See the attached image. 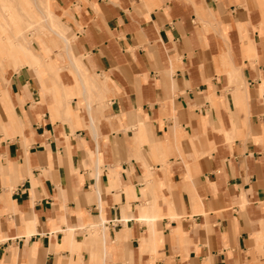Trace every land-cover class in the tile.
<instances>
[{
	"label": "crops",
	"instance_id": "1",
	"mask_svg": "<svg viewBox=\"0 0 264 264\" xmlns=\"http://www.w3.org/2000/svg\"><path fill=\"white\" fill-rule=\"evenodd\" d=\"M55 2L87 75L0 72V264H264V0Z\"/></svg>",
	"mask_w": 264,
	"mask_h": 264
},
{
	"label": "rangeland",
	"instance_id": "2",
	"mask_svg": "<svg viewBox=\"0 0 264 264\" xmlns=\"http://www.w3.org/2000/svg\"><path fill=\"white\" fill-rule=\"evenodd\" d=\"M54 3H56L55 0H49L48 2L51 6ZM51 10L54 12L48 14L47 0H0V47L7 46V55L3 65L5 69L4 74H2V63H0L2 81L5 84L4 87L9 84L8 78L6 77L13 72H24L28 78H32L35 81L38 79L35 64L39 61L32 64L23 50L21 52L25 63H30L31 66L16 70V66H24L25 64L21 61V56L18 51L20 43L30 45L33 52H36L40 50L39 44L42 45L41 42L51 46V43H53L51 42L52 38H55L59 44V47L52 45V49L60 51L61 53L63 52L64 54L69 53L70 59L68 57V61L70 64L64 68L66 72L68 71L73 75L75 73L84 74V76L87 75L81 63L83 55L77 51L74 45L77 38L76 31L61 14L52 9V7ZM53 30L68 36L66 37V42L72 45L73 48L68 46L63 41V38ZM79 30H82V28L80 27ZM14 49L18 55L13 54ZM44 53L46 55L48 54L46 50ZM16 63L19 64L16 65ZM0 91L2 92V90Z\"/></svg>",
	"mask_w": 264,
	"mask_h": 264
},
{
	"label": "bare ground",
	"instance_id": "3",
	"mask_svg": "<svg viewBox=\"0 0 264 264\" xmlns=\"http://www.w3.org/2000/svg\"><path fill=\"white\" fill-rule=\"evenodd\" d=\"M49 0H47V12L49 13H53V11L51 10L50 4H48ZM51 15V14H50ZM3 25V24H2ZM12 25V24H11ZM3 27V26H2ZM4 29V28H3ZM52 42V40H51ZM54 43H51V45H53ZM55 46V45H54ZM56 47V46H55ZM21 50H23L26 54V56L30 59L31 63L34 64L36 61H41L40 56H36L35 52H33V49L31 48L30 45H26L24 43H20V46L18 47V51H19V55L21 56L20 59L23 63H25V59L22 55ZM14 56V55H13ZM11 56V57H13ZM16 59V58H15ZM19 60V59H18ZM17 60V61H18ZM16 61V60H15ZM20 61V60H19ZM19 63H16V65H18ZM23 65V64H22Z\"/></svg>",
	"mask_w": 264,
	"mask_h": 264
}]
</instances>
